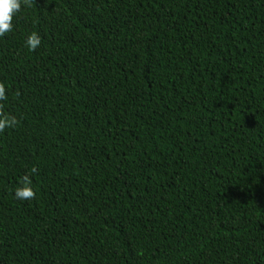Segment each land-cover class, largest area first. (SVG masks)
<instances>
[{"label":"trees","instance_id":"16d2710c","mask_svg":"<svg viewBox=\"0 0 264 264\" xmlns=\"http://www.w3.org/2000/svg\"><path fill=\"white\" fill-rule=\"evenodd\" d=\"M12 22L0 264H264V0H25Z\"/></svg>","mask_w":264,"mask_h":264},{"label":"clouds","instance_id":"9594fccd","mask_svg":"<svg viewBox=\"0 0 264 264\" xmlns=\"http://www.w3.org/2000/svg\"><path fill=\"white\" fill-rule=\"evenodd\" d=\"M25 0H0V36L13 30V17L20 11ZM41 43V37L36 32H30L24 39V45L29 51H34ZM5 99V88L0 85V100ZM16 117L10 114H0V132L15 127ZM33 171H35L33 169ZM34 196L29 176L21 178L19 185L14 190L17 200H28Z\"/></svg>","mask_w":264,"mask_h":264}]
</instances>
